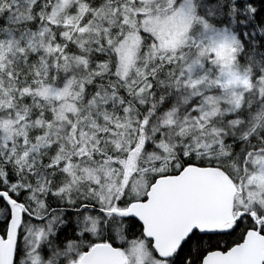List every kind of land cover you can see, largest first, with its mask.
<instances>
[{"label": "snow or ice", "instance_id": "snow-or-ice-1", "mask_svg": "<svg viewBox=\"0 0 264 264\" xmlns=\"http://www.w3.org/2000/svg\"><path fill=\"white\" fill-rule=\"evenodd\" d=\"M0 264H264V0H0Z\"/></svg>", "mask_w": 264, "mask_h": 264}]
</instances>
